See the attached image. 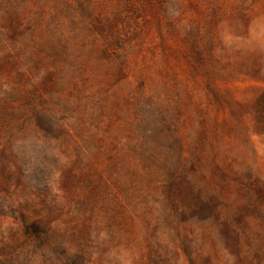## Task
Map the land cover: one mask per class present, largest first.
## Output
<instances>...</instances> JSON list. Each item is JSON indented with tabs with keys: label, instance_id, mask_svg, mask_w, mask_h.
<instances>
[{
	"label": "rangeland",
	"instance_id": "1",
	"mask_svg": "<svg viewBox=\"0 0 264 264\" xmlns=\"http://www.w3.org/2000/svg\"><path fill=\"white\" fill-rule=\"evenodd\" d=\"M0 264H264V0H0Z\"/></svg>",
	"mask_w": 264,
	"mask_h": 264
}]
</instances>
